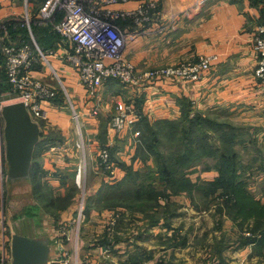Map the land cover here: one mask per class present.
Masks as SVG:
<instances>
[{
  "label": "crops",
  "instance_id": "0c3cea01",
  "mask_svg": "<svg viewBox=\"0 0 264 264\" xmlns=\"http://www.w3.org/2000/svg\"><path fill=\"white\" fill-rule=\"evenodd\" d=\"M150 2L155 3L156 22L146 25L143 28L144 30L136 25L126 24L124 20H122L123 24L121 26L118 25L122 30L129 32L126 53L137 69L192 62L201 55L210 57L211 69L198 83L155 81L136 93L125 88L118 81L106 82L100 91L102 104L99 115L95 118L88 115L83 116L82 123L86 136L83 137L84 148H81L83 150L77 145L79 137L73 135L68 137L65 133L61 134L60 131L59 133L55 132L59 130L55 129L56 125L60 123L68 125L72 122L69 119L70 117L68 118L65 114V110L62 109L65 106L47 105L45 109L49 116L50 126H48L45 134L48 136L50 132H53L57 139L55 141L63 144L65 148L62 151H66V147L69 145L70 149H67V151L69 150L71 155L57 162L55 157L63 158L64 156L60 155L62 152L58 153L53 159L55 163L52 164L51 160L44 161L43 150L41 151L42 148L37 147L34 160L40 162V172H44L47 181L61 193H66L70 188L69 186L66 189V184L69 179L72 181L73 172L68 170H73L75 165H80L78 160L82 159V153H85L83 159L86 160L83 165H85L86 173L88 171L93 175L94 172L101 173L98 167V149H95L93 142L98 144V134L100 135L101 123L104 121H107V126L104 125L107 131L105 134L106 143L110 142L113 145L114 152L121 155L120 161H117L119 180H122L125 176L126 166L133 165V168L137 169L135 163L138 162V158L134 157L137 142L133 133L127 132L118 135L109 128L110 119L108 118H111L115 112L114 100L120 97H124L128 102L134 101L142 107L148 115L146 120L149 122L161 119H178L182 116V110L190 106L197 111H225L240 122L239 125H235L237 130L249 129L251 131V137L247 134L248 132H241L244 135L239 133L236 140L240 141L242 138L248 137L260 142L258 157L264 159V83L255 76L258 57L253 41L257 26L264 24V0H129L125 4H116L112 7L114 9L136 10L139 6L149 5ZM28 6L29 1L25 3V0H0V34L7 28L9 39L18 41L27 38L28 33L26 35L24 28H27L25 26L18 28L21 30V35L15 38V36L13 37L14 33L11 34L10 25L23 23L19 20L23 17L25 20L24 14ZM132 29L140 34H132L129 31ZM46 36L41 34L44 45L55 48L61 54L63 49L59 46V37L53 33L48 40ZM52 66L64 80L74 102L81 106L86 94L83 87L78 83L77 74L73 68L65 62L62 56L53 57ZM36 67L32 71L33 75L56 86L57 81L49 67L41 64L36 65ZM1 69L6 72L5 59L2 54L0 57ZM91 127L94 136L89 135ZM121 143H123L122 145L128 143L131 146V151H127L126 145L123 150L120 147L122 146ZM3 145L4 133L0 130V149ZM87 155L90 159L89 162ZM68 166L69 169H67ZM200 172L201 170L195 174L199 176ZM101 175V182L94 189L93 195L98 194L101 185L104 183L103 173ZM213 175L214 171L201 173V177L212 178ZM53 183H58L59 186L56 187ZM64 209H60V211L63 213ZM65 213L66 211L62 215V220L69 218L65 217L67 216ZM104 213L105 210L102 211L93 206L86 214L85 220L88 219V223L97 225V231L94 229L93 238L94 236L103 237V232H99V230H103L106 224ZM62 220L60 218L58 223H66ZM56 221L53 214L45 212H35L33 215L18 218L15 221L14 231L7 234L8 245L11 247L12 235L16 233L31 238L49 239L51 253L48 264L55 263L52 260L57 250L55 243L57 239L56 228L59 226V224H55ZM88 223L86 222L85 228ZM90 224L89 229L93 228L90 227ZM87 231L84 229L79 236L82 250H91L95 258L101 257L104 260V255L107 254H104L106 251L104 244L97 242L93 245L90 241L86 242ZM85 243H88L87 248L83 247ZM65 247L68 248L66 242ZM69 247H71V243ZM116 248H119V245ZM230 255L231 252L229 256L225 254L226 258L225 256L217 257L214 264L222 260V263L226 264L231 257ZM106 263L112 264L113 261L109 258ZM95 264L101 263L97 261Z\"/></svg>",
  "mask_w": 264,
  "mask_h": 264
},
{
  "label": "rangeland",
  "instance_id": "374dc122",
  "mask_svg": "<svg viewBox=\"0 0 264 264\" xmlns=\"http://www.w3.org/2000/svg\"><path fill=\"white\" fill-rule=\"evenodd\" d=\"M42 1L29 0V6L24 15L25 19L27 15L32 19L31 24L35 37L39 39L41 33L47 35L46 37L49 40L51 35H53L51 27L38 23L40 20L38 9ZM19 21L23 22L24 17ZM21 26H23L22 23H19V27ZM41 44L44 45L43 41ZM0 79V105H5L13 101L14 94H12V90L10 91L4 69L0 73ZM55 80L57 81L55 85L59 86L56 77ZM62 109L65 110V114L68 118L70 117L69 119L72 122L70 121L71 124L68 123V125L64 123L56 125V128H54L59 130L55 132L59 133L60 131L61 134L65 133L68 137H71V135L79 137L77 122L72 117L71 108ZM198 113L202 120H204L203 122L207 123L206 127L204 124L201 126V129L206 131L208 136L211 137L208 143L221 146L223 142H220L219 139L221 140V136L224 133H228L230 129L236 135L241 132H248L247 134L251 137L249 129L237 130L235 125H239L240 122L225 111H198ZM79 124L82 134L86 137L83 123ZM138 126L141 127L142 125L138 124ZM0 127L3 133L4 120L1 113ZM177 127V129H174L172 126H168V124L161 121L150 122L148 129L156 132V139L152 138L151 140L156 141L152 152L145 151L144 149L138 152V162L135 163L137 167L135 169L136 172L130 173L128 176L125 174L127 178L119 187L108 189L103 186L104 183L101 185V198L104 199L100 204L97 203V206L102 207L99 210H105L106 224L103 230H99V232H103V237L94 236L93 238L94 229L96 230L97 225L95 223H88V219L81 223L80 235L84 229L85 231L89 229V224L90 227H93L87 231L85 241H90L93 245L97 244V242L104 244L106 250L104 254L107 253L104 255L105 257L103 256L104 260L101 257H97L98 255H95L97 257L95 258L91 250L83 251L80 237L78 245L75 247L74 244V237L77 232L76 219L79 217L83 198H85V202L88 204L92 203L91 195L94 194V189L101 182L102 172L100 171L101 173L98 174L94 172L93 175L88 171L80 187L76 183V176L73 177L72 181L69 179L66 184V189L70 186L69 192L68 190L66 192L67 194L61 193L58 189L54 188L45 178L44 172H42L41 179H38L37 186L31 192L26 182L22 181L19 184L15 182L8 183L4 143L0 149V173H2L0 174V214H3L5 217L4 227L7 234L14 231L15 221L18 218L30 216V214H34L35 212H49L53 213L54 217H57V219L55 218L57 220L55 224H59L60 218L62 220V215L66 211L65 214L67 216L65 217L69 218L62 221L67 223L66 233L71 238L70 241L66 240L71 264H95L97 261L101 264H107L106 261L109 258L113 261L112 264H214L217 257L225 256V254L229 256L230 252L231 257L226 264H264V241L240 245L241 242L247 240V237L251 238L253 236L254 229L252 227L257 223L258 217L255 215L243 214L242 216L241 214H235L230 209L236 202L235 197L226 191L223 193V188L221 187L213 191L209 186L210 182L215 181L219 176V170L215 166L217 162L209 161L206 157L196 158L193 166L185 172V175L187 173L192 183L194 182L196 185L194 187L193 185L191 186L189 180L181 177L179 181L182 183V188L177 191H174L168 180H163V176L159 173L158 169H155L156 155L154 153L158 152V154L168 157L174 151V137L182 140L183 131L181 124ZM92 130L93 128L91 127L89 135L92 134L94 136ZM173 132H175L174 135L172 134ZM100 135L98 134V144L93 142L96 150L99 149L100 145H105L102 140V136L104 135L102 129L100 130ZM227 137L229 136H226V140ZM139 139L140 137H137L138 144L140 143ZM160 143L161 145L159 146ZM259 144L261 145L260 142L252 138H242L239 142H236L235 150L239 154V177L245 179L247 182L246 186L250 188L248 190L249 192L251 191L250 193L253 197L264 203V159L258 157ZM125 145L127 146V151H131V146L128 143L120 147L124 150ZM67 149H70L69 145H67L66 151L60 154L64 155L63 158L55 157L57 162L71 155V152L67 151ZM40 150L42 151L43 149ZM84 154L82 153V159L78 160L80 165H83V162L86 160L83 159ZM54 156H44L43 159L44 161L51 160L50 162L53 164L55 163L53 162ZM113 157L116 161H120L121 155L114 152ZM87 158L89 162L88 155ZM205 160L209 161L208 166L204 165L203 162ZM78 168L79 165H75L73 170L68 171L75 172L76 174ZM67 169H69V166ZM199 170L201 172L198 176L195 173ZM204 171H214V175L212 178L201 177V173ZM138 183H144L150 186V189L153 188L155 193H157L155 199H147V195L152 196V192L148 190L142 200L137 198L126 200L127 196L135 195L133 185ZM71 184L74 185L71 186ZM55 186H59L58 183ZM35 193H40L42 197L47 198L48 201H52L51 207H46L43 198L35 202L33 200ZM70 199L71 202L69 203ZM56 203L58 206H56ZM93 206L95 207V204ZM62 207H65L63 213L60 211ZM88 212L89 210H86V214ZM111 214L114 216V220H111ZM111 221H113V224ZM86 222L88 224L85 228ZM100 226L102 227L101 224ZM70 243L71 247H69ZM86 245L88 243H85L83 247L87 248ZM117 245H119V248H116ZM55 257L56 251L54 253ZM222 261L215 264H223ZM51 264L60 263L55 262Z\"/></svg>",
  "mask_w": 264,
  "mask_h": 264
},
{
  "label": "built area",
  "instance_id": "2783aa9c",
  "mask_svg": "<svg viewBox=\"0 0 264 264\" xmlns=\"http://www.w3.org/2000/svg\"><path fill=\"white\" fill-rule=\"evenodd\" d=\"M28 1L25 0V3ZM128 1L43 0L38 9L40 18L38 23L51 27L53 33L59 37V46L63 49L61 54L55 48H44L38 44L29 15L22 23L28 30L27 38L18 41L11 40L7 28L0 34V50L5 56L7 81L14 94L12 102L25 104L32 119L39 123L41 133H45L47 127L50 126L49 116L45 109L47 105L71 108L72 117L77 122L80 135L77 145L84 148V136L79 123L83 122L84 115L94 118L99 115L102 104L100 91L106 82L118 81L125 88L136 93L155 81L198 83L210 71L211 59L204 55L192 62L137 69L126 53L129 32L122 30L115 21L117 19L129 20L133 25L143 29L146 25L156 22L155 3L150 2L147 6H139L136 10L112 7ZM15 26H19V23ZM129 31L132 34H140L133 29ZM253 41L258 57L255 76L264 83V24L257 26ZM61 56L73 68L77 74L78 83L85 90L86 95L81 106L74 102L64 80L52 66V58ZM38 64L51 69L59 86H53L33 75L32 71L37 68ZM114 103L115 112L109 120L110 130L118 135L131 132L138 142L137 137L140 136V131L135 126L148 115L137 103L128 102L124 97L116 98ZM2 106L0 105V113ZM112 146L110 142L100 145L97 156L98 167L104 175V181L114 183L119 181L120 175L118 163L112 156ZM64 149L63 144L59 142L46 144L43 157L57 155ZM85 174V165H79L75 177L79 187L82 185ZM85 206L86 202L83 198L79 217L76 219L75 247L79 243L81 223L86 218ZM111 220H114L113 215ZM111 223L113 224V221ZM4 226L5 217L0 214V264H11V247L8 245L9 240ZM66 228L67 223L64 222L56 228L57 250L53 260L60 264H71L70 253L65 247L66 240H71L66 233Z\"/></svg>",
  "mask_w": 264,
  "mask_h": 264
},
{
  "label": "trees",
  "instance_id": "16d2710c",
  "mask_svg": "<svg viewBox=\"0 0 264 264\" xmlns=\"http://www.w3.org/2000/svg\"><path fill=\"white\" fill-rule=\"evenodd\" d=\"M123 19H117L115 22L118 25L123 24ZM126 24H132L133 23L129 20H124ZM128 21V22H127ZM11 28V34L14 33L13 37L17 38L19 35H21L20 31L18 28L19 26L15 27V24L10 25ZM17 29V30H16ZM19 30V31H18ZM25 33L27 35V29H25ZM35 35V34H34ZM41 36V33H40ZM36 38V41L38 44L42 42V38L39 37V39ZM39 44V45H40ZM41 47L47 48V46L42 45ZM1 52V50H0ZM3 58L5 59V56L3 53H0ZM5 71V70H4ZM2 72V69L0 70V73ZM6 74V72H5ZM1 80V79H0ZM9 84V83H8ZM9 88L11 91V86L9 84ZM192 105V104H190ZM200 114L198 113L197 110L193 109L191 106L183 109L182 110V116L178 119H161V120H156V121H161L164 122L165 124H168V126H172L174 129H177L178 125L181 124V128L183 131V138L180 140L179 138L174 137V151L173 153L166 157L161 154H158V152L154 153L156 155V167L159 173L163 176V180H168V183L174 191H177L178 189L182 188V183L179 181L181 177L189 180L191 182V186L193 187L196 185L194 182L192 183V180L187 176V173L185 175V172L187 169L193 166L194 160L199 157H206L207 160H212L213 162H217L215 166H217V169L219 170V176L216 178L215 181L210 182V187L213 191L217 190L218 188H223V193L226 191L227 193H230L235 197L236 202L230 209L234 211L235 214H241L244 215H255L258 217L257 223L253 225V236L247 237V240L245 242H241L240 245H248L251 243L259 242V241H264V203H261L260 201L256 200L255 197L249 192L250 188L247 187V182L245 181L244 178L239 177L240 171H238L239 167V160H238V151L235 150V145L237 141V137L239 136V133L236 135L231 129L228 130V133H224L221 136V140L219 141L223 142L221 146L214 145L213 143H208V140L211 139L210 136L206 133V131H203L201 129V126L204 125L205 123L203 122L202 118L199 116ZM138 124L142 125L139 127L137 124V129L140 131L141 135L139 136L140 143L138 144L137 142V149L134 157L138 158V152L141 151V149H144L145 151L148 150L152 152L153 147L155 146L154 144L156 141H151L152 138L156 139V132L152 129H148L150 127V122L144 118ZM107 126V121H104L101 123V129L104 131V135L102 136V140L104 144L106 143V129L105 127ZM207 123L205 124L206 127ZM225 128V127H224ZM100 129V130H101ZM234 129V128H233ZM173 135L175 132L172 133ZM241 135H244L243 133H240ZM101 136V135H100ZM226 136L227 140L225 139ZM142 137V139H141ZM41 143L37 147H42L44 149L46 144L49 143H58L56 142V136L54 135L53 132H50L48 136L43 132L41 133ZM50 141V142H49ZM159 143V142H158ZM161 143L159 144V146ZM112 156L114 153V149L112 148ZM220 150V151H219ZM219 151V152H218ZM218 152V153H217ZM114 158V157H113ZM214 159V160H213ZM205 160L204 165L208 166L209 161ZM40 162L37 160H34L32 172H31V180H32V190L34 189L35 186H37L38 179H41L42 177V172L39 170ZM126 176H128L130 173L136 172V170L133 168V165L126 166ZM243 170V169H242ZM73 177L76 176L75 172H73ZM124 177L122 180H119L117 182H105L103 186L107 187L108 189L110 188H116L119 187L127 177ZM188 183V181H187ZM74 185V184H72ZM76 185V184H75ZM250 185V184H249ZM135 189V195L133 196H127L125 199L130 200L131 198H137L142 200L144 198V195L146 194V191H151L152 196L147 195V199H155V196L157 193H155V190L153 188L150 189V186L145 185L144 183L136 184L133 185ZM192 187V188H193ZM249 189V190H248ZM105 191V190H104ZM221 192V193H222ZM91 201L92 203L88 204L86 202L85 206V211L90 210L93 205L98 208L97 203L103 202V199L101 198V193L100 189L97 195H91ZM41 198L44 199L46 207H51L53 204L52 201H48L47 198L42 197L40 193H35L33 195V200L35 202H38L37 200H40ZM101 198V199H100ZM238 198V199H237ZM238 200H240L238 202ZM69 202V201H68ZM233 204V203H232ZM56 206L58 204L56 203ZM45 207V206H44ZM65 207H62L63 209ZM98 209H102V207H99ZM49 213V212H45ZM35 214V213H34ZM53 214V213H51ZM175 214V213H173ZM33 215V214H30ZM54 216V215H53ZM57 219V217H55ZM258 240V241H257Z\"/></svg>",
  "mask_w": 264,
  "mask_h": 264
},
{
  "label": "water",
  "instance_id": "95a60500",
  "mask_svg": "<svg viewBox=\"0 0 264 264\" xmlns=\"http://www.w3.org/2000/svg\"><path fill=\"white\" fill-rule=\"evenodd\" d=\"M4 120V143L8 183L26 182L32 192L31 172L34 153L41 143V127L34 121L23 102H11L1 107ZM49 239L12 235V264H48Z\"/></svg>",
  "mask_w": 264,
  "mask_h": 264
}]
</instances>
